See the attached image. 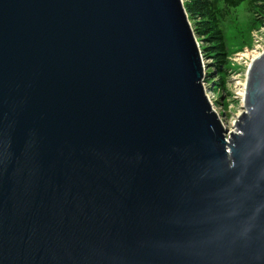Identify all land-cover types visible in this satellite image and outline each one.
Instances as JSON below:
<instances>
[{"label": "water", "instance_id": "obj_1", "mask_svg": "<svg viewBox=\"0 0 264 264\" xmlns=\"http://www.w3.org/2000/svg\"><path fill=\"white\" fill-rule=\"evenodd\" d=\"M183 0H0V264H264V52L228 133Z\"/></svg>", "mask_w": 264, "mask_h": 264}, {"label": "rangeland", "instance_id": "obj_2", "mask_svg": "<svg viewBox=\"0 0 264 264\" xmlns=\"http://www.w3.org/2000/svg\"><path fill=\"white\" fill-rule=\"evenodd\" d=\"M216 29L221 41L216 57L203 55L207 67L203 87L213 110L228 133L245 111L243 90L254 56L264 52V0H247L236 8L223 9ZM200 46L206 45L201 40Z\"/></svg>", "mask_w": 264, "mask_h": 264}, {"label": "trees", "instance_id": "obj_3", "mask_svg": "<svg viewBox=\"0 0 264 264\" xmlns=\"http://www.w3.org/2000/svg\"><path fill=\"white\" fill-rule=\"evenodd\" d=\"M193 27L197 41L206 43L201 46L204 57H216L221 41L220 33L216 29L219 14L223 9L236 8L246 0H183ZM253 3V0H247Z\"/></svg>", "mask_w": 264, "mask_h": 264}, {"label": "bare ground", "instance_id": "obj_4", "mask_svg": "<svg viewBox=\"0 0 264 264\" xmlns=\"http://www.w3.org/2000/svg\"><path fill=\"white\" fill-rule=\"evenodd\" d=\"M257 57H258V56H257ZM255 58H256V56H254L253 59H255ZM244 89H245V88H244ZM242 94H243V99H244V90H243Z\"/></svg>", "mask_w": 264, "mask_h": 264}]
</instances>
